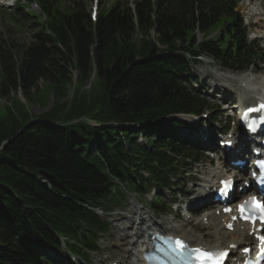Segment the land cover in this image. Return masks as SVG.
Instances as JSON below:
<instances>
[{
	"label": "trees",
	"instance_id": "1",
	"mask_svg": "<svg viewBox=\"0 0 264 264\" xmlns=\"http://www.w3.org/2000/svg\"><path fill=\"white\" fill-rule=\"evenodd\" d=\"M60 1L39 0L45 17L22 56L1 53L0 264H63L49 252L88 259L109 230L96 209L125 201L122 188L156 189L150 206L161 211V191L174 193L201 156L180 138L188 126L176 117L208 106L192 65L201 55L233 70L264 63L237 0L118 1L95 22ZM216 27V39L197 40ZM41 80L55 101L34 117L15 93L23 90L31 103Z\"/></svg>",
	"mask_w": 264,
	"mask_h": 264
},
{
	"label": "rangeland",
	"instance_id": "2",
	"mask_svg": "<svg viewBox=\"0 0 264 264\" xmlns=\"http://www.w3.org/2000/svg\"><path fill=\"white\" fill-rule=\"evenodd\" d=\"M25 2L26 0H21ZM120 2L122 4H129L133 6L137 1L141 0H61L60 1V8L69 9L72 12H75L74 10L77 9L78 6L87 13H92V9L95 6L96 2H98V13L103 12L104 10H108L111 6H113L116 2ZM247 0H241L238 4V9L241 12L242 18L244 20L245 25L247 26V31L249 33V38L253 39L255 36H257L260 32V29L262 28L260 24H256V18L257 17H251V13H258L263 14L264 16V0H253L248 5ZM254 6L255 10L254 12H249L250 8ZM28 10L32 12L35 16H40L41 10L38 8V6L35 4L33 6H29ZM4 11L11 12L13 11L12 8L9 10H1L0 11V77L3 71V65H2V58L1 53L5 50H10L12 57L14 60H17L20 56H22L23 49H26L28 46L31 45L33 41V34L36 32L34 31V28L31 26L32 24L29 23L26 19H21V21L15 22L13 19H10L8 13H4ZM16 18L21 17L20 14L15 15ZM32 21L39 22L38 19L34 18ZM264 24V22L262 23ZM152 33V38H155L154 33ZM219 29L217 27L211 31H209L206 35H203L201 33L197 34L198 41H202L203 39H215L219 34ZM137 39L139 40L141 38V34L137 35ZM201 62L194 67V72L198 76L200 80L204 81V86H208L209 94H208V102L210 103V106H215L216 104L221 105V111L227 109L226 104L223 102V99L225 96L222 94L227 92L228 90L226 88L225 92H213V88H218L217 86L221 87L222 84L225 87H228V84H225V82H230L231 86L233 88H237L238 85L240 87L241 80L237 79L234 82H232L230 79L226 78L225 76L231 73H243L249 74L252 78H255L258 80L260 79L262 82H264V65L258 64L254 67H251L246 70L242 71H234L226 69L223 66H219L218 64L213 63V61L208 58L207 56L200 57ZM78 73L77 70L73 69V74L76 76ZM219 78V79H218ZM76 80V78H75ZM239 83H238V82ZM75 83V81H74ZM95 83V81L89 80L88 84L86 85V88H91V85ZM257 85V84H256ZM94 87V85L92 86ZM238 87V88H239ZM256 87V86H255ZM74 87L69 86V92L67 94L66 99H70L74 93ZM234 93L233 91H231ZM258 94L261 92L260 89L256 90ZM15 96L18 97L25 105L28 106L29 112L35 116L42 115L48 111H50L54 106V93L51 92V89L49 88L48 84L44 83V81H40L38 92L35 95L36 98L33 100V102H28L26 95L23 93V90H18L15 93ZM237 98V97H236ZM234 98L236 101L237 99ZM231 100V101H234ZM241 99L238 100V103ZM7 100H4L0 96V105H3ZM221 101L223 103H221ZM228 101V100H227ZM237 102V101H236ZM11 103L9 102V105ZM225 108H223L224 106ZM235 104V103H233ZM206 109L205 111H207ZM219 118L224 120V115ZM142 142H146L144 138L141 139ZM209 158H201L200 163L193 166V172H196V175L204 177V174L202 173L203 170H208L209 172H214L213 169L203 168V165L207 166L209 163ZM216 165V163H214ZM195 177V175L190 174L186 177L185 184L187 183V192L186 194L191 197V194L193 192L199 191V184L202 183V181ZM194 189V190H193ZM190 192V194H189ZM126 194V193H125ZM163 197L166 201V207H165V213L162 212V214L158 213L155 215L156 220L160 222H165V219H172V222H179L183 219H179V221L176 218L177 214H180L177 212L178 204L174 203V201L171 199L172 197L169 195L168 191L163 192ZM152 196V195H150ZM185 196L183 194H179L177 196L176 201H180L182 204H185ZM126 199L125 203H120L110 209V213H103L100 212V216L105 219L107 222H109V231L105 234H102L98 238V243L100 245V251L99 253H90L89 255V263L88 264H111L113 262L117 263V260H124V258H127L128 255H125L123 251H121L120 246L117 242V238L119 236V233H121L120 228L124 226V223L129 220L133 216V211L130 207V205L137 203L138 206L143 210L147 211L149 214H151L152 217H154V213L149 207L148 204V197H142L141 195L135 197L134 194L131 191H128V195H125L124 197ZM150 200V199H149ZM199 217H194L193 220L189 224H185L182 226V230H188L189 235H201L206 240H212L214 239V228L212 226H209L204 223L199 224ZM197 220V221H196ZM188 220L187 222H189ZM171 222V221H170ZM198 222V223H197ZM212 225V224H210ZM125 243L128 242V239L125 238ZM119 247H118V246ZM74 259L73 257H71ZM82 258V257H81ZM80 258V259H81ZM65 259V258H64ZM83 259V258H82ZM81 259V260H82Z\"/></svg>",
	"mask_w": 264,
	"mask_h": 264
},
{
	"label": "bare ground",
	"instance_id": "3",
	"mask_svg": "<svg viewBox=\"0 0 264 264\" xmlns=\"http://www.w3.org/2000/svg\"><path fill=\"white\" fill-rule=\"evenodd\" d=\"M255 8L252 6L250 8L249 12H254ZM252 18L257 17L256 22H258L261 26L264 22V16L263 14L258 13H251ZM226 78L230 79L232 82H234L237 79L241 80L240 87L235 89L231 86L230 82H225V84H228L229 88L232 87L234 90L232 93V90H228V87H225L223 84L221 87L217 86L216 90L218 92L223 91L225 92L224 88H228L227 92H225V98L227 102L235 103L234 108L238 109L240 106L244 103L248 102V105H251L255 102L256 94H255V86L256 84H263L260 79L252 78L249 74H246L245 72H237V73H230L225 76ZM219 79V78H218ZM238 82V81H237ZM239 83V82H238ZM237 97V98H236ZM236 98L237 102L234 100ZM240 102L238 103V100ZM234 100V101H231ZM259 139L258 137L256 138ZM240 141H238L236 138L233 139L234 148L232 147L229 156L236 155V156H244L243 153H240L236 150L237 144H239ZM248 166V164H247ZM217 169V168H216ZM215 169V170H216ZM244 170V169H243ZM225 174V173H224ZM205 183L204 185H199L200 187V194H199V200L208 199V195L203 194V189L205 187H210L212 189L213 187V177L211 176L204 179ZM210 180V182H208ZM209 183V184H207ZM203 195V196H202ZM197 201V200H196ZM131 209L133 211V216L129 218L128 221L124 223V226L120 228L119 236L117 238V242L120 246L121 251L125 253V255H128L127 258H124V260H120L117 264H144L143 258H142V252L145 250V248L149 246L150 239L146 237V235L150 232L151 234L154 233L153 228L146 229V226L149 225V220L146 218L148 214L147 212L143 211L137 203L130 205ZM224 206H218L213 211L210 212H204L199 219V223L201 222H208V224H212L211 226H215L214 228V239L212 240H206L201 235H195L192 234L189 235L188 230H182L181 227L184 226L187 221L190 219H187L183 222H179L177 224H174L171 219H168L166 223L154 221L152 226L159 227L162 232L169 233L170 235H173L175 237H181L185 239L192 247H201V248H221V249H229L232 252H237L236 248L240 247V249H244L245 247L254 244V239L250 235V229L245 224H238L237 222H234V230L230 231L226 229V226L229 222L232 221L234 213L230 214H223L222 208ZM226 207V206H225ZM140 220L141 225L136 227V221ZM171 221V222H170ZM182 224V226H181ZM141 226V228H139ZM125 238L128 239V242L125 243ZM118 246V245H117ZM119 247V246H118Z\"/></svg>",
	"mask_w": 264,
	"mask_h": 264
},
{
	"label": "snow or ice",
	"instance_id": "4",
	"mask_svg": "<svg viewBox=\"0 0 264 264\" xmlns=\"http://www.w3.org/2000/svg\"><path fill=\"white\" fill-rule=\"evenodd\" d=\"M260 107L264 108V105H261ZM260 163L264 164V162H260ZM228 183L230 182H225V184ZM251 202L254 205V207L260 209L261 211L260 219L264 221V204L255 201V198H252ZM241 207L243 208V206ZM155 238L156 237H154V239ZM158 238L161 240H165L170 244L174 243L175 250L182 251L187 247L186 243L179 238H173L169 236H159ZM262 239H264V237H262ZM245 251L248 250L245 249ZM193 252L195 253V259L197 260L198 264H222V261L227 257V252L224 251L209 252L203 249H194Z\"/></svg>",
	"mask_w": 264,
	"mask_h": 264
}]
</instances>
